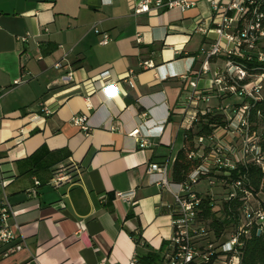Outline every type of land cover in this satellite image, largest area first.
<instances>
[{"label": "crops", "instance_id": "obj_1", "mask_svg": "<svg viewBox=\"0 0 264 264\" xmlns=\"http://www.w3.org/2000/svg\"><path fill=\"white\" fill-rule=\"evenodd\" d=\"M195 1L134 14L130 0H0V180L8 179L25 241L0 264H139L137 254L163 255L175 197L148 168L171 158V179L191 126L178 105L214 37L195 29L198 19L212 25L210 0ZM222 65L212 58L199 85ZM130 69L134 85L124 79ZM107 80L119 90L108 93ZM228 102L211 93L198 108ZM74 114L86 115V128ZM138 126L146 145L128 134ZM58 168L70 179L54 185Z\"/></svg>", "mask_w": 264, "mask_h": 264}, {"label": "built area", "instance_id": "obj_2", "mask_svg": "<svg viewBox=\"0 0 264 264\" xmlns=\"http://www.w3.org/2000/svg\"><path fill=\"white\" fill-rule=\"evenodd\" d=\"M130 7L134 14L148 12L152 8H179L186 10L196 4L195 0H130ZM212 9L211 26H204L201 19L197 20L195 29L207 34L213 33V41L205 52L204 61L199 72L189 80V90L178 108L183 113V122L192 125L199 119L200 114L211 111L210 108L199 109L198 104L207 102L211 93L219 96L234 94L241 99V104L235 108L231 103L222 104L218 110L224 112L228 123L217 127L210 135L198 137L199 142L209 141L212 144L207 155H203L202 163L196 167L182 182L170 179L169 169L171 158L161 162H151L149 172L157 175L156 180L167 186L174 194L175 203L171 205L173 233L167 244L161 260L157 264H242L241 248L245 239L251 234L252 227L257 226L258 233L264 226V206L255 202L254 193L251 188L246 187L243 178H237L226 187L222 198L228 200L242 191L241 206L235 217L237 226L232 228L228 235L217 237L215 231L199 219V204L202 192L195 185L206 180L208 185L226 184V176L230 170L235 168L239 161H245L249 156L261 162V150L252 136L248 134L247 110L248 98L258 99L264 87V67L251 65V62L264 61V0H210ZM96 31H99L95 27ZM111 40L107 33H103L100 40L105 44ZM137 41L141 36L137 34ZM221 57L224 65L218 66L214 71L209 83L205 87L199 85L203 74L210 71V60ZM148 65V62H145ZM61 61L55 63L60 68ZM135 71L130 69L124 79L130 85H134L133 76ZM186 75H184L185 77ZM64 81L73 79L72 72L62 76ZM24 81L16 78L14 83ZM103 88L108 93L119 90L118 80H107ZM1 93V90H0ZM42 110L49 109L43 105ZM72 121L83 127L86 115L74 114ZM130 136L136 137L140 145L148 143L147 138L140 136V127L128 132ZM226 136L229 138L225 139ZM241 138L240 144L237 143ZM196 156V152H191ZM201 155V154H200ZM217 168L216 171L223 177L208 176L201 179V174H207ZM70 176L61 168L54 171L51 183L59 185L66 182ZM40 184V180H35ZM8 179L3 174L0 180V260L1 258L17 251L25 246V241L17 232L19 223L9 194L6 190ZM130 192H120L119 195L129 198ZM97 264H106L105 259Z\"/></svg>", "mask_w": 264, "mask_h": 264}, {"label": "trees", "instance_id": "obj_3", "mask_svg": "<svg viewBox=\"0 0 264 264\" xmlns=\"http://www.w3.org/2000/svg\"><path fill=\"white\" fill-rule=\"evenodd\" d=\"M251 65L264 67V61L251 62ZM244 101L249 104L247 110L248 134L256 136V143L261 150L264 162V87L260 98H248ZM236 104L239 106L241 102H236ZM227 123L228 119L224 112L211 110L200 114L199 119L185 130V145L178 150L172 163L171 179L173 181L186 180L189 174L202 163L203 155L210 152L212 144L209 142L204 145L199 142L198 137L200 135L208 136L217 127ZM193 151L197 153L196 156L190 155ZM216 169L213 168L210 173L201 174V179L213 175L217 178L223 177ZM225 178L226 184H222L225 187H228L233 180L243 178L246 187L251 188L253 192H258L264 188V167L261 162L249 156L245 161H239L236 167L230 170V175ZM241 195L242 191L238 190L235 197L219 200L215 192H204L199 204V219L209 225L217 237L228 235L238 223L235 213H238V208L243 202ZM133 237L136 242H140L139 236L133 235ZM160 260L161 256L156 251L136 256V261L139 264H157ZM241 262L242 264H264V226L260 233H258L256 225L252 227L251 234L245 239L241 248Z\"/></svg>", "mask_w": 264, "mask_h": 264}, {"label": "rangeland", "instance_id": "obj_4", "mask_svg": "<svg viewBox=\"0 0 264 264\" xmlns=\"http://www.w3.org/2000/svg\"><path fill=\"white\" fill-rule=\"evenodd\" d=\"M225 97H229V101L233 108L238 106L236 102H238L239 98L236 95L225 94ZM252 140L257 141L256 136L252 135ZM240 141H241V138L239 137L237 140V143L240 144ZM201 148H203V146H201ZM208 186L209 185L206 180H201L195 185V188L198 190H206L208 189ZM225 189L226 187L224 185L217 184V185L210 187V192H213V193L215 192V194L218 196V199L220 200L223 196V193L225 192ZM253 193H254V199H255L254 201L255 202L259 201L264 206V188H262L258 192H253Z\"/></svg>", "mask_w": 264, "mask_h": 264}]
</instances>
